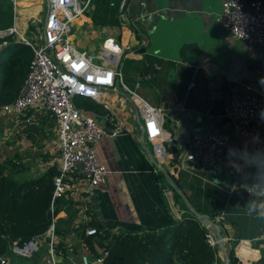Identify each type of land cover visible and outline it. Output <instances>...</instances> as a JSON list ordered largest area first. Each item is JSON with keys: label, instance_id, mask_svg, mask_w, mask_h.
<instances>
[{"label": "crops", "instance_id": "1", "mask_svg": "<svg viewBox=\"0 0 264 264\" xmlns=\"http://www.w3.org/2000/svg\"><path fill=\"white\" fill-rule=\"evenodd\" d=\"M121 1L90 0L87 11L72 27L73 43L79 50L93 53L105 38L119 42L124 54L123 82L133 86L149 105L162 110L163 126L171 137L165 146L173 158L165 156L161 165L178 181L194 207L213 211L220 219L236 264H264V190L253 187L251 176L246 175L250 170H244L242 185L254 201L234 194L238 185H232L233 154L229 149L208 164L190 161L180 169L174 166L191 134H232L227 113L230 100L244 95L247 83L264 81V44H245L215 23L223 0H129L119 14L116 9ZM31 4L39 12L41 6L45 9L44 4ZM33 17L41 18L37 14ZM22 20V27L13 22L19 30L27 26L26 19ZM121 91V87L105 91L99 102L103 113L91 114L106 128V135L97 145V158L109 171L105 183L86 201L81 200V191L59 198L61 210L56 218L70 215L72 228L92 219L111 232L164 227L170 221L159 191L173 218L181 219L189 213L142 147L141 127ZM39 115V120L48 122V114ZM116 130L117 135H112ZM55 142L49 153L52 157L46 155L49 159L41 162L42 167L38 164L35 175L53 163ZM234 232L241 235L235 246ZM72 238L59 237L65 244L72 243ZM217 255L222 259L219 249ZM74 258L79 262L78 254Z\"/></svg>", "mask_w": 264, "mask_h": 264}, {"label": "built area", "instance_id": "2", "mask_svg": "<svg viewBox=\"0 0 264 264\" xmlns=\"http://www.w3.org/2000/svg\"><path fill=\"white\" fill-rule=\"evenodd\" d=\"M126 1H121L119 12L124 11ZM20 2L44 4L45 13L42 18L28 19L25 30L30 31V36H26L24 31L22 33L14 23L0 28L1 45H6L9 38H15L32 50L29 70L16 100L1 106L0 112L23 116V120L16 121L28 124L40 113L53 118L57 152L54 160L59 166L54 179L53 199L72 196L80 191L83 192L81 200L89 198L105 183L109 174L97 158V145L106 135V128L93 115L75 106L73 99L76 96L100 102L105 91H116L121 87L138 108L143 122L141 131L151 155L159 164L165 156L172 157L165 146L171 137L163 126L162 110L149 105L122 80L121 60L124 54L119 42L114 38L103 39L96 54L83 52L73 43L72 27L76 19L87 11L90 0H12L14 6ZM215 23L238 41L248 45L264 44L262 0H223ZM227 113L232 123V134L213 131L191 134L185 151L179 154L174 164L177 169L187 166L190 161L208 164L232 148L230 172L236 187V176L244 172L236 170L243 162L244 146L247 145L249 151L264 148V81L247 83L244 95L231 98ZM117 132L113 131L112 135H117ZM214 221L220 223L217 217ZM95 233V227L85 230L86 235ZM41 242L48 253L44 264H59L53 224L43 235L35 236L20 246L14 243L10 250L28 258L40 250ZM207 242L216 246L210 234ZM105 255L106 252L101 251L93 262L101 264ZM70 261L72 264H91L87 254L81 255L79 262L70 256ZM1 262L7 263L8 259L4 257Z\"/></svg>", "mask_w": 264, "mask_h": 264}, {"label": "trees", "instance_id": "3", "mask_svg": "<svg viewBox=\"0 0 264 264\" xmlns=\"http://www.w3.org/2000/svg\"><path fill=\"white\" fill-rule=\"evenodd\" d=\"M116 11L121 13L119 9ZM13 17L12 0H0V28L12 25ZM0 46L1 107L16 100L29 70L32 50L15 38H9L6 45H1L0 40ZM73 102L78 109L89 114L103 113V104L98 101L76 96ZM30 114L31 112L28 113ZM9 116H12L15 122L19 120L18 116ZM38 118H41V115H37ZM45 118L53 119L50 115ZM45 124L39 119L29 124L26 127V137L34 144H39L38 141H41L39 138H46L50 133H54L56 139L54 130L50 131L53 123L49 127ZM12 157V159L8 157L0 166V264H44L48 257L45 247L28 258L13 254L10 247L14 243L23 245L31 238L43 235L51 224L56 237L55 250L60 254V264H72L70 256L77 262L74 258L77 254L79 260L81 255L87 254L91 262L101 251L106 252L101 264H221V259L217 255L218 247H213L207 242L209 233L206 227L190 212L181 219L173 218L160 191L159 196L170 221L164 227L154 230L111 232L97 220L92 219L72 228L73 217L70 215L56 218L61 208L60 199H53L54 179L59 172L55 157L53 163L41 173L26 177L22 173L27 171L29 166L20 161L18 153ZM35 157L41 158L43 162L49 159L40 151L35 153ZM33 161L35 162L34 158ZM200 164L203 163L200 161ZM175 182L179 184L178 181ZM178 186L182 189L180 184ZM86 199L88 198H84L83 201ZM179 199L181 200L180 197ZM182 205L188 211L183 202ZM196 209L214 220L213 211ZM87 227H95L97 233L86 235ZM69 235H73L72 243L65 244L59 239ZM226 248L230 264H236L232 246L227 243ZM4 257L8 259L7 263L1 262Z\"/></svg>", "mask_w": 264, "mask_h": 264}, {"label": "rangeland", "instance_id": "4", "mask_svg": "<svg viewBox=\"0 0 264 264\" xmlns=\"http://www.w3.org/2000/svg\"><path fill=\"white\" fill-rule=\"evenodd\" d=\"M79 1L84 2V0H79ZM30 4L31 3L20 2L18 5L14 6L13 22H17L18 27H22L21 26V21H23L22 19H26V25H27L28 19L30 17H33L36 14L41 18L44 16L45 9L43 8V6H41L42 11L39 12V8L35 9V5L33 4L30 5ZM20 30L21 32L24 31L26 36H30L29 30H23V29ZM99 48L100 46L96 47L93 50V53L95 54L98 53ZM131 87L133 89V86ZM22 117L23 116H20L19 119L21 120ZM35 119L37 120V117H34V120H32V122L35 123ZM13 120L14 119L12 116L3 115L0 113V166L3 165V161L8 159V157H11L12 159L13 158L12 155L18 153L20 157V161L26 163L29 166L28 170L24 171L22 175L25 177L33 176L35 175V173L39 171V166H41V162H42L40 158L35 157V153L38 151L48 152L45 155H49L50 157H52V155H50L49 153L53 150L52 145L54 144L55 141L54 133L48 134L46 139L42 141H38L40 143L37 144V146L36 145L33 146L30 140L27 139L26 136H24L25 135L24 132H27L26 127L29 124L24 122L21 123L19 121L15 122ZM51 121L48 118V122L45 121V123L52 125L53 119H51ZM50 131L52 130L50 129ZM32 158L37 159L38 162H34ZM78 224L79 223H76L75 225ZM43 245L44 243L41 242L40 249H43Z\"/></svg>", "mask_w": 264, "mask_h": 264}, {"label": "water", "instance_id": "5", "mask_svg": "<svg viewBox=\"0 0 264 264\" xmlns=\"http://www.w3.org/2000/svg\"><path fill=\"white\" fill-rule=\"evenodd\" d=\"M129 3V0L126 1L124 10L126 9L127 5ZM121 95L126 99L127 103L132 107L136 123L142 128L143 122L140 118L139 111L135 103L132 101V99L129 97V95L123 91H121ZM98 118V117H96ZM141 145L144 148V150L147 152L151 163L160 171L162 174L165 182L171 187V189L181 198L182 202L184 203L185 207L188 209V211L204 226L206 227L208 233L214 238V241L216 242V246L221 251L222 259L221 264H230L229 259V253L226 248V243L224 241V232L222 230L221 224L215 222L211 219L209 215L206 213H202L198 211L193 204L190 202L188 197L185 195L183 190L178 186V184L175 182L169 171L161 164L158 163V161L151 155V151L145 144L144 139V133H141ZM172 153L177 155V151L175 147L171 148ZM237 182H238V188L234 191V194L239 196L242 195L244 197H247L250 201H254V197L251 196L248 192V190L242 185L244 174H238L236 176ZM232 225V224H231ZM241 239V235L238 232L233 233L232 237V245L235 246L238 241Z\"/></svg>", "mask_w": 264, "mask_h": 264}, {"label": "clouds", "instance_id": "6", "mask_svg": "<svg viewBox=\"0 0 264 264\" xmlns=\"http://www.w3.org/2000/svg\"><path fill=\"white\" fill-rule=\"evenodd\" d=\"M229 154H234L232 148H229ZM242 156L243 162L241 165L237 166V172L250 170L246 172V175L251 176L253 187L257 190H264V148H254L253 150L249 151L247 145H245ZM235 180L237 182L236 178ZM236 185H238V182Z\"/></svg>", "mask_w": 264, "mask_h": 264}]
</instances>
